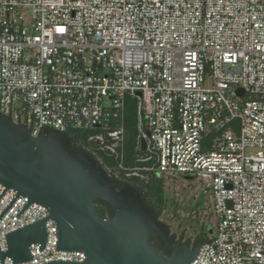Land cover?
<instances>
[{
	"label": "built area",
	"instance_id": "built-area-1",
	"mask_svg": "<svg viewBox=\"0 0 264 264\" xmlns=\"http://www.w3.org/2000/svg\"><path fill=\"white\" fill-rule=\"evenodd\" d=\"M0 113L33 136L84 132L120 182H162L166 195L197 183L209 211L194 196L190 217L214 234L191 264H264V0H0ZM26 202L1 218L0 252L5 234L47 217L31 204L17 219ZM46 231L19 264L84 260Z\"/></svg>",
	"mask_w": 264,
	"mask_h": 264
},
{
	"label": "water",
	"instance_id": "water-1",
	"mask_svg": "<svg viewBox=\"0 0 264 264\" xmlns=\"http://www.w3.org/2000/svg\"><path fill=\"white\" fill-rule=\"evenodd\" d=\"M0 184L5 187L0 199L7 190L16 192L0 220L20 196L27 202L17 219L31 204L48 214L4 235L7 249L0 252L1 264L7 257L12 264L33 260L32 244L43 252L48 221L56 226L55 250L80 252L84 260L45 264H191L208 244L193 249L182 244V237L170 235L134 188H120L88 153L73 152L63 133L47 129L33 136L19 124V115L16 124L0 113ZM96 200L109 205V220L97 214ZM153 237L161 240L163 249L154 245Z\"/></svg>",
	"mask_w": 264,
	"mask_h": 264
},
{
	"label": "trees",
	"instance_id": "trees-1",
	"mask_svg": "<svg viewBox=\"0 0 264 264\" xmlns=\"http://www.w3.org/2000/svg\"><path fill=\"white\" fill-rule=\"evenodd\" d=\"M125 132H126V145L128 153L131 151V148L134 145L135 140V114H134V106L132 102H130L126 108L125 114ZM65 138L69 142H73L74 144L71 145V150L73 152L81 150L88 153L96 162L97 165L103 167V163L101 161V155L94 151H90L87 149V146L84 144V140L86 138V134L82 131L72 130L64 133ZM104 158V157H103ZM104 162L107 159H103ZM114 181H117L119 187H123L124 185H129L134 188L140 195L144 204L151 210V212L155 215V217L160 220L163 213L166 211L167 208V197L165 194L164 184L162 182H155L150 184L144 183H123L114 178H111ZM95 209L97 214L102 219L109 220L111 218V209L108 204L104 203L101 200L95 201ZM168 227V225H167ZM201 239V238H200ZM154 245L160 249H162L160 243L156 240L155 237L152 238ZM202 243L206 242L207 240L201 239Z\"/></svg>",
	"mask_w": 264,
	"mask_h": 264
},
{
	"label": "rangeland",
	"instance_id": "rangeland-1",
	"mask_svg": "<svg viewBox=\"0 0 264 264\" xmlns=\"http://www.w3.org/2000/svg\"><path fill=\"white\" fill-rule=\"evenodd\" d=\"M179 183L181 184L180 181ZM191 187L190 189H179L177 195H174V193L172 195H166L168 199L167 208L161 220L171 228L173 233H178L179 230H183L186 231V236L193 234L203 226L205 228L204 238L208 240L214 234L212 219L210 220L209 217H207L200 222H195L190 217L193 211L192 207L196 205L197 201L201 203L200 209H202L206 215L208 214L209 210L205 205L206 198L203 196L202 190L197 183L192 184ZM194 196L198 198L197 201L193 199ZM178 228L180 229L178 230Z\"/></svg>",
	"mask_w": 264,
	"mask_h": 264
},
{
	"label": "flooded vegetation",
	"instance_id": "flooded-vegetation-1",
	"mask_svg": "<svg viewBox=\"0 0 264 264\" xmlns=\"http://www.w3.org/2000/svg\"><path fill=\"white\" fill-rule=\"evenodd\" d=\"M69 144L71 146L74 143L73 142H69ZM161 219L162 218L160 217V220L159 221L163 222ZM165 225H167V224L165 223ZM202 228H203V230H202ZM168 229H169L170 235L175 236L176 239H179V238L182 237V244H187L190 249H193L194 247L203 244L202 241H201V239H204V232H205V228L203 226L200 227V229L197 230V231H195L193 234H189L187 236H186V231H183V230L180 231L179 230L180 228H178V230H179L178 233H173L171 231V228L169 226H168ZM155 238L160 243V245H161V247L163 249V245H162L161 240L158 237H155Z\"/></svg>",
	"mask_w": 264,
	"mask_h": 264
}]
</instances>
